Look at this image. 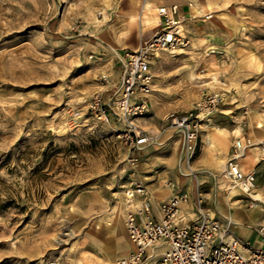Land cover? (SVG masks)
<instances>
[{
	"label": "rangeland",
	"instance_id": "rangeland-1",
	"mask_svg": "<svg viewBox=\"0 0 264 264\" xmlns=\"http://www.w3.org/2000/svg\"><path fill=\"white\" fill-rule=\"evenodd\" d=\"M141 1L0 0V264H114L131 247L117 220L133 180L151 197L193 194L197 180L203 205L218 216L232 219L229 200L238 198L234 206H257L264 218V176L255 197L234 187L226 196L227 182L213 173L224 158L213 155L207 133L225 125L238 128L231 140H264V0H196L185 9L186 43L154 60L147 110L134 118L149 139L136 150L116 120H96L85 100L93 90L111 93L117 56L156 21V5L171 0H145L142 9ZM212 88L223 93L200 125L189 171L163 114ZM209 157L219 161L208 165ZM171 167L189 179L184 187L168 189ZM159 253L154 246L138 263L164 264Z\"/></svg>",
	"mask_w": 264,
	"mask_h": 264
},
{
	"label": "built area",
	"instance_id": "built-area-1",
	"mask_svg": "<svg viewBox=\"0 0 264 264\" xmlns=\"http://www.w3.org/2000/svg\"><path fill=\"white\" fill-rule=\"evenodd\" d=\"M190 1L171 0L157 4L156 21L139 28L136 46L123 48L117 56V92L103 95L102 90H93L85 100V108L96 120L119 123L121 136L133 149H139L149 139L134 118L147 110L154 60L160 51L172 52L186 43L187 37L180 24L185 11L180 5L187 8ZM222 93L219 88L201 89L186 110H170L163 114L166 126L180 137V157L189 171H192L190 163L200 125L217 108ZM245 112V108L241 109L240 115ZM253 142L248 134L235 137L222 165L213 172L227 182L225 189L237 188L250 198L256 174L259 171L264 174V140L257 141L263 148L253 166L244 168L239 158ZM197 184L196 180L193 211L185 220L180 212V205L189 197L185 191L173 192L158 200L156 215L145 183L133 180L125 185L121 197L122 225L131 247L116 256L113 263L137 264L148 254V249L158 246L164 264H264V250L251 247L248 240L233 234L229 215L218 216L203 205ZM254 227L264 239V221L257 222ZM39 264H58V261L51 257Z\"/></svg>",
	"mask_w": 264,
	"mask_h": 264
},
{
	"label": "crops",
	"instance_id": "crops-1",
	"mask_svg": "<svg viewBox=\"0 0 264 264\" xmlns=\"http://www.w3.org/2000/svg\"><path fill=\"white\" fill-rule=\"evenodd\" d=\"M180 8H181V10L185 11L186 6L184 4H181ZM118 84H119V79H118L117 84L115 85L114 88H112V90L110 91L111 93H109V94H114L117 92ZM235 129H238V128L227 127L225 125H222V127H219L217 130L207 131V133H209L211 135V137L213 138V140L217 143V149H215V154H213V155L217 156V158L219 160L223 159V158L225 160V158L228 154V151L230 149V145L232 142L231 138H232V134L234 133ZM205 141L208 144H211V141L209 138L206 137ZM257 153H258V148H256V147L246 149L243 157L239 158L241 166H243L244 168H249V167L253 166L256 163L257 158H258ZM168 154H169V151L166 150V153H164V157H166ZM172 156L175 157V153ZM168 159H170V158H168ZM219 160H215L214 157H209L208 160H206L207 161L206 164L209 165V164H212V162L219 161ZM224 160H222V161H224ZM173 162H174V158H173ZM173 162H170V164ZM164 173L165 174L169 173V175L173 178V181H172L173 184L171 186H169L168 189H171V188L175 189V188L184 187L185 183L187 181H189V179L186 178L182 182L183 178H181L180 175L176 174V172L174 171V169L172 167L170 168V170H168V172H164ZM148 174L149 173H147V175ZM263 176H264V174H262L261 171H259L256 174L254 186L256 184V186L258 187L259 184H263V183H260ZM180 178H181V180H180ZM154 182H157V179L155 181L149 182L148 184H151ZM258 188H260V187H258ZM233 193H236V191L230 189V190H228V192L225 195L229 196V195H232ZM193 194L188 195L189 196L188 200L180 205V212L182 215V220H185L186 218H188L192 214V211H193V201H192ZM168 195H170V194H168V193L162 194V195L158 194V195H153L151 197L152 209L156 215H158V211H157L158 200L165 198ZM250 195H251V193H250ZM252 197H255L254 193L252 194ZM230 200H229V202H230L229 207H234L230 211H228L230 213V215L232 216V219L234 220V224L231 226L232 232L236 236L240 237L241 239L248 240L249 245L251 247H261L264 250V239L262 237H260L259 234H257L255 227H254L255 223H257L259 221H264V218L261 217V212L259 211V208H257V206L243 207V206H241L240 201H239V203H237L239 206L238 205L234 206V203H235V201H238V198H234V199H230ZM119 220L120 219L117 220L118 224L121 221V220L120 221ZM121 224H122V221H121ZM121 226H123V225H121Z\"/></svg>",
	"mask_w": 264,
	"mask_h": 264
},
{
	"label": "bare ground",
	"instance_id": "bare-ground-1",
	"mask_svg": "<svg viewBox=\"0 0 264 264\" xmlns=\"http://www.w3.org/2000/svg\"><path fill=\"white\" fill-rule=\"evenodd\" d=\"M195 1H196V0H191V1H190V6H193V5L195 4ZM146 4H147L146 1H145V0H142V1H141V9H142L144 6H146ZM141 9H140V12H139V14H138V17H139V18H142ZM133 18H134V17H133ZM141 23H142V22H140V24H141ZM215 78H216V77H215ZM217 80H219V79H217ZM219 81H220V80H219ZM137 117H139V116H137ZM135 118H136V117H135ZM213 127H214V126H213ZM253 147H260V148H263V146H261V145H259V146L255 145V146H249V147H247L246 149H248V148H253ZM246 149H245V150H246ZM245 150L242 152L240 158L243 157ZM119 221H120V220H119ZM119 224H120V226L122 225V224H121V221L119 222ZM116 229H117V228H116ZM162 261H163V260H162ZM138 264H139V263H138Z\"/></svg>",
	"mask_w": 264,
	"mask_h": 264
}]
</instances>
